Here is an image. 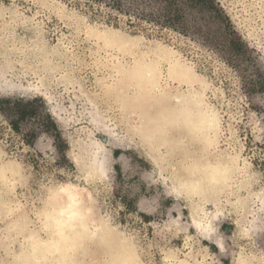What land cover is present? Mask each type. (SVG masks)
<instances>
[{
  "label": "rangeland",
  "instance_id": "obj_1",
  "mask_svg": "<svg viewBox=\"0 0 264 264\" xmlns=\"http://www.w3.org/2000/svg\"><path fill=\"white\" fill-rule=\"evenodd\" d=\"M119 1L0 0V264H264V0Z\"/></svg>",
  "mask_w": 264,
  "mask_h": 264
},
{
  "label": "trees",
  "instance_id": "obj_2",
  "mask_svg": "<svg viewBox=\"0 0 264 264\" xmlns=\"http://www.w3.org/2000/svg\"><path fill=\"white\" fill-rule=\"evenodd\" d=\"M99 1V0H93ZM194 5H200V7H206L209 10L215 12L217 18L223 22L225 28H230L231 23L228 16L224 13L223 9L219 6V3L216 0H190ZM111 8L120 10V1L111 0ZM172 12V14H171ZM162 15V16H161ZM161 17L164 25L174 27L175 21L180 18V15L177 13V8L166 9ZM231 32L235 34V31L232 29ZM228 48L232 53H241L245 50L246 44L238 37L228 38L227 41ZM43 108V109H42ZM0 112L6 117L9 121L11 128L15 132H20V124L27 121L28 119H35L36 123L42 130L50 132L54 136V141L56 149L59 152H64L66 148V143L62 139L60 132L57 128L56 123L52 119V116L49 112L44 111L43 100L40 98H32L25 100L23 98H0ZM36 132L33 130L31 136H34ZM27 143L31 144L32 140H26ZM264 149V144L261 145ZM62 159H66L64 154Z\"/></svg>",
  "mask_w": 264,
  "mask_h": 264
},
{
  "label": "clouds",
  "instance_id": "obj_3",
  "mask_svg": "<svg viewBox=\"0 0 264 264\" xmlns=\"http://www.w3.org/2000/svg\"><path fill=\"white\" fill-rule=\"evenodd\" d=\"M226 175V174H225ZM210 180H211V182H213V183H216V182H219V180H218V178L216 177V176H213V177H211V178H209ZM90 209L89 208H87V207H83V209H82V212L80 213V215H79V219H80V221H81V227H84L85 226V222H86V220H87V218L89 217V213H90ZM131 251V250H130ZM130 264H139V261L138 260H132L131 262H130ZM240 264H243V260L241 259V262H240Z\"/></svg>",
  "mask_w": 264,
  "mask_h": 264
},
{
  "label": "bare ground",
  "instance_id": "obj_4",
  "mask_svg": "<svg viewBox=\"0 0 264 264\" xmlns=\"http://www.w3.org/2000/svg\"><path fill=\"white\" fill-rule=\"evenodd\" d=\"M70 210V209H69ZM65 212V211H64ZM72 212V211H71ZM93 221V220H92ZM107 232V231H106Z\"/></svg>",
  "mask_w": 264,
  "mask_h": 264
}]
</instances>
